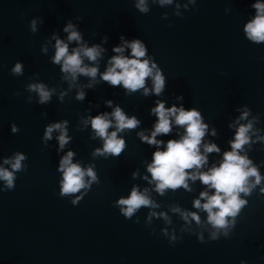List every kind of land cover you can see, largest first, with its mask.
<instances>
[{
  "label": "clouds",
  "instance_id": "clouds-1",
  "mask_svg": "<svg viewBox=\"0 0 264 264\" xmlns=\"http://www.w3.org/2000/svg\"><path fill=\"white\" fill-rule=\"evenodd\" d=\"M158 2L161 5L172 4L173 0H158ZM189 3L195 5L196 0H189ZM187 6L186 4L185 8ZM136 7L142 13L149 11L146 0H138ZM252 7L255 9V16L244 25L243 31L249 41L256 44L264 43V3L257 0ZM176 14L180 15L179 12ZM77 19L82 20L83 18L77 17ZM30 30L36 31V20L30 22ZM63 31L68 33V42L75 41L79 46L70 51L68 43L54 35L52 38L55 40V55L52 62L61 65L64 79L70 81V86L71 82L77 81L79 76H85L95 81L99 72L98 60L102 58L105 49L99 45L88 47L86 43H83L80 32L71 21L67 23ZM121 40L122 45L113 49L118 55L109 59L106 70L100 74L101 80L112 87L123 86L129 95L140 89H143L145 96L149 95L150 91L157 96L161 95L165 88V77L156 63L151 58H146L147 49L144 43L139 39L129 42L121 37ZM104 41H107V37H104ZM125 48L131 49V57L123 55ZM43 50L47 51L46 48ZM85 60L93 62L97 66H89ZM12 73L22 74V65L17 63L12 69ZM149 78L152 80V89L145 86L146 80ZM88 87H92V84L90 83ZM28 91L37 93L38 102L46 104L50 102L55 89H48L42 83H35L28 86ZM84 97L85 93L82 90L77 93L78 100H83ZM177 98L182 99V97ZM29 102H31L30 98ZM106 103L108 106H112L111 101ZM151 112L157 117L151 134L145 135L144 132L137 134L143 142L157 147L153 153L152 162L147 165V171L151 174V180L148 182L154 183L155 191L164 195L166 190L175 191L179 188L191 191L188 181L195 182L198 179L208 189L214 191L211 195L208 191L200 192V198L194 200L193 207L207 213V224L213 229L210 233L211 240L219 239L221 234L228 236L231 228L235 225V218L247 204L246 200L241 199V194L250 195L252 189L260 185L264 179L245 152V146L250 147L255 142L251 139L250 133L256 135L257 130L253 126L256 118L249 120L246 124H240L239 121L248 120L250 114L249 110L245 108L236 121L239 127L236 128L234 140L230 142L231 150L224 152L223 159L218 166L213 165L207 171H202L208 163L207 154L218 153L220 149L214 143H202L208 125L202 121L201 113L196 109L185 110L183 106L173 105L166 108L165 103L161 101H157L156 107L152 108ZM83 122L85 125L90 123L95 134L93 138L99 137L104 142L102 148L95 149L93 156L110 154L114 157H119L126 147L125 140L120 138L118 133L124 130H134L140 124L135 116L129 118L119 106L115 107L110 114L103 113L89 117ZM173 123L182 127L184 134L180 139L168 140L165 145L164 141L157 140L156 137L169 134L172 131ZM232 126L229 125V127ZM110 128H115V130L109 132ZM12 130L13 132L18 131L15 126ZM54 131L60 133L57 139L60 149H63L71 139L67 133V121L48 125L43 138L45 142L52 138ZM212 134L215 135L214 130ZM257 140L264 141V137L257 135ZM161 145H165L163 150H159ZM242 152H244L243 155ZM74 155V152L69 151L59 163L58 170L63 173V178L59 182L61 197L75 195L82 189H90L92 183H99L93 170L94 166L82 168L79 163H73ZM26 158L22 153H15L12 159L4 160V164H10L11 170L0 167V180L5 182V188L0 191H9L15 188L17 179L15 173L26 169L22 164ZM135 175L136 173H133L134 177ZM144 179L148 180V177L145 176ZM261 192H264V188L261 189ZM80 199L81 197L77 196L71 203L76 205ZM114 206L119 207L120 213L126 219H131L142 207H159L150 198L149 189L145 188L140 191L137 187L132 188L127 198H120L116 201ZM171 211L178 213L189 224L191 221H195L197 225L202 223L197 212L182 211L179 207H174ZM157 215L170 222L166 213L157 214L156 212L149 213L148 222L150 223L151 218ZM229 218H232L231 221ZM136 223L139 221L137 220ZM164 234L167 235L166 230H164ZM198 239L201 243L204 242L202 234L198 236ZM175 240V236L170 238V242L174 243ZM241 264H245V262L241 261Z\"/></svg>",
  "mask_w": 264,
  "mask_h": 264
}]
</instances>
